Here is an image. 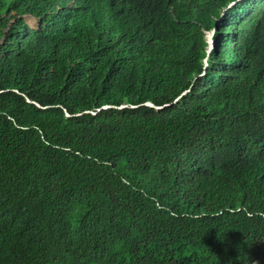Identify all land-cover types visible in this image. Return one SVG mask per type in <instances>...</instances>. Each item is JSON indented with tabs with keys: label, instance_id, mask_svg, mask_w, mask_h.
<instances>
[{
	"label": "trees",
	"instance_id": "1",
	"mask_svg": "<svg viewBox=\"0 0 264 264\" xmlns=\"http://www.w3.org/2000/svg\"><path fill=\"white\" fill-rule=\"evenodd\" d=\"M0 264H264V0H0Z\"/></svg>",
	"mask_w": 264,
	"mask_h": 264
},
{
	"label": "rangeland",
	"instance_id": "2",
	"mask_svg": "<svg viewBox=\"0 0 264 264\" xmlns=\"http://www.w3.org/2000/svg\"><path fill=\"white\" fill-rule=\"evenodd\" d=\"M25 22L31 27V28H35V26L37 25V20L29 17V15L24 17ZM33 19V20H32Z\"/></svg>",
	"mask_w": 264,
	"mask_h": 264
},
{
	"label": "water",
	"instance_id": "3",
	"mask_svg": "<svg viewBox=\"0 0 264 264\" xmlns=\"http://www.w3.org/2000/svg\"><path fill=\"white\" fill-rule=\"evenodd\" d=\"M29 17H32V16L29 15ZM32 18H33V17H32ZM211 37H212V34H211V36H210V38H209L210 47H209L208 53H209L210 50L212 49V45H213Z\"/></svg>",
	"mask_w": 264,
	"mask_h": 264
}]
</instances>
